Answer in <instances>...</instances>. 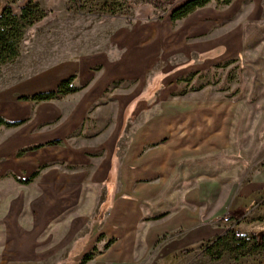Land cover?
<instances>
[{
	"label": "crops",
	"instance_id": "crops-1",
	"mask_svg": "<svg viewBox=\"0 0 264 264\" xmlns=\"http://www.w3.org/2000/svg\"><path fill=\"white\" fill-rule=\"evenodd\" d=\"M229 59L250 73L248 89L229 95L194 89V103L183 109H168L159 100V111L145 118L124 157L107 168L105 199L110 203L95 227L100 237L96 242L106 238L107 247L94 256L97 264H133L138 251L144 255L155 245L153 261L169 262L181 249L221 235L222 216L247 214L263 193L264 0H210L194 10V71ZM30 71L20 80L22 87H15L13 77L0 87V119L21 124L0 143V151L9 154L54 135L37 129L39 116L32 111L33 103L38 108V102L47 101L23 97L55 90L74 75L61 76L55 88L39 90L38 69ZM24 88L22 98L15 100V93ZM31 154L0 167L38 166ZM101 173L97 171L93 181H100ZM33 184L34 195L23 188L9 201L0 264H54L56 249L68 246L88 227L81 212L87 205L82 204L87 196L81 176L44 173ZM54 221L60 226L50 229Z\"/></svg>",
	"mask_w": 264,
	"mask_h": 264
},
{
	"label": "rangeland",
	"instance_id": "rangeland-1",
	"mask_svg": "<svg viewBox=\"0 0 264 264\" xmlns=\"http://www.w3.org/2000/svg\"><path fill=\"white\" fill-rule=\"evenodd\" d=\"M4 1L18 7L28 0ZM32 1L44 16L24 28L19 55L0 65V87L10 83L11 77L17 80L16 88L22 87V77L25 80L30 68L36 67L39 90L55 88L59 78L69 74H74L73 84L79 90L38 102V108L33 103V114L37 111L39 116L37 129L54 132L48 141L10 154L0 151V164L17 162L15 157L29 153L39 160L38 166L0 167V254L11 198L23 188H30L28 194L34 195L33 183L44 173L66 172L83 178L87 197L82 198V204L87 201V205L81 212L88 227L68 246L56 249L54 264H81L85 254L94 251L97 255L107 247L106 238L96 242L100 237L95 228L110 203L105 199L106 170L115 159L124 157L145 118L159 111V100L168 109H183L194 103V89L225 95L248 89L250 73L234 59L194 71V12L180 20L170 19L171 10L186 0L161 9H153L146 0ZM26 89L16 92L14 99L20 100ZM20 125L0 126V143ZM36 170L38 175L31 178ZM97 171L102 172L101 179L93 181ZM250 206L247 214L235 218L224 214L225 229L233 227L248 238L264 234V191ZM58 226L54 221L49 228ZM59 234L60 230L56 231V243ZM213 240L183 248L169 262L153 261L155 245L144 255L138 251L133 264H264V247L253 252L222 251L220 258L213 260L204 252ZM94 256L84 264H97Z\"/></svg>",
	"mask_w": 264,
	"mask_h": 264
},
{
	"label": "trees",
	"instance_id": "trees-1",
	"mask_svg": "<svg viewBox=\"0 0 264 264\" xmlns=\"http://www.w3.org/2000/svg\"><path fill=\"white\" fill-rule=\"evenodd\" d=\"M147 4L153 9H161L165 5L174 6L178 0H146ZM210 0H186L170 13L172 21L185 18L197 8L205 6ZM223 4H228L231 0H217ZM42 10L38 4H33L28 0L25 4L14 7L11 4L0 0V65L12 61L19 55L18 44L23 36V30L26 26H31L34 22L43 18ZM74 75L62 80L55 90L35 93L30 97H23L34 101H48L57 98L59 95L74 93L79 87L73 84ZM1 123L8 126H14L18 123L6 122L0 119ZM38 171H35L31 178L35 177ZM264 247V234H253L250 238L241 234L237 229L228 227L217 236L212 243H208L204 252L211 259L220 258L222 251H256ZM95 255L91 251L84 255L81 264L91 260Z\"/></svg>",
	"mask_w": 264,
	"mask_h": 264
},
{
	"label": "built area",
	"instance_id": "built-area-1",
	"mask_svg": "<svg viewBox=\"0 0 264 264\" xmlns=\"http://www.w3.org/2000/svg\"><path fill=\"white\" fill-rule=\"evenodd\" d=\"M226 220L228 219V218H225Z\"/></svg>",
	"mask_w": 264,
	"mask_h": 264
}]
</instances>
